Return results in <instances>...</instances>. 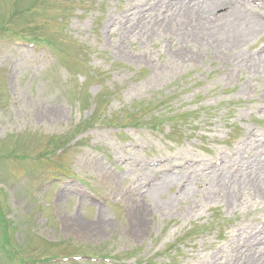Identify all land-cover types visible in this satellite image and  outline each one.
I'll use <instances>...</instances> for the list:
<instances>
[{
    "label": "rangeland",
    "instance_id": "374dc122",
    "mask_svg": "<svg viewBox=\"0 0 264 264\" xmlns=\"http://www.w3.org/2000/svg\"><path fill=\"white\" fill-rule=\"evenodd\" d=\"M140 1L0 0V264H91L45 262L81 252L111 257L98 264H264L263 237L254 241L244 233L264 217V198L250 186L234 184L236 203L228 206L206 200L208 178L196 181L199 193L191 198L175 193V179L144 208V232L132 229L129 213L153 171H137L147 159L170 152L211 158L219 147L230 153L252 120L264 131V108L257 113L264 107L257 55L264 32L227 47L211 31L223 9L193 19L180 13L167 23L164 0L147 19L136 13L134 19L129 6ZM159 19L163 28L150 32ZM143 21L152 27L131 30ZM178 26L199 33L183 40ZM7 34L54 45L45 51L14 47L1 41ZM249 61L259 70H248ZM144 123L149 134L122 130ZM166 126L171 133L152 134ZM125 141L145 145L132 152L135 169L126 174L130 163H118L131 155ZM23 170L32 174L19 180ZM54 170L78 181L50 183ZM136 174L142 177L132 183ZM215 187L219 198L223 191ZM259 187L264 191V180ZM94 192L108 197L98 203L89 194ZM167 199L174 207H165ZM237 227H243L240 235ZM257 250L261 257L253 263Z\"/></svg>",
    "mask_w": 264,
    "mask_h": 264
},
{
    "label": "bare ground",
    "instance_id": "6f19581e",
    "mask_svg": "<svg viewBox=\"0 0 264 264\" xmlns=\"http://www.w3.org/2000/svg\"><path fill=\"white\" fill-rule=\"evenodd\" d=\"M200 1V0H199ZM198 0H193L192 5L188 4L183 1H176L172 2L168 6L169 13L167 14V17L169 16V19L166 18L165 22H170L171 20H174L177 15L180 13H189V16L191 19L195 17V15H205L206 13H211L215 10L218 9H223V19L221 21H217V24H214L212 27L211 31H214V33H218V37L220 40L227 46V47H241L245 43L249 42L251 37H254L258 35L259 33L264 32V21L259 19L252 11L249 9L247 6H244L242 3L239 2V0H203L202 2H199ZM194 13V14H191ZM149 13H144L143 19H147V16ZM122 16V15H120ZM134 19L136 18L135 14L132 13L131 15ZM142 16H138V18H142ZM129 19H131L130 16H128ZM127 17V18H128ZM171 18V19H170ZM214 21V20H213ZM132 22V21H131ZM153 22V21H152ZM145 26H150L152 25L147 23L146 21H143L139 26H133L131 30L134 31L140 28H143ZM164 22L161 21L160 19L156 22V29L150 30V32L155 31V30H160L159 28H163ZM120 29V26L118 27ZM177 34L183 39L186 40L190 36H196L199 32H196L193 30V28L190 26L188 27H177L175 29ZM163 34V33H162ZM161 34V35H162ZM148 36H151V34L148 33ZM139 40L141 39L140 36L138 37ZM123 40H119L117 43V47L122 46ZM259 59L261 60V63H263L264 67V50L263 52L258 53ZM260 68V67H259ZM259 68L256 66V64L252 63V61L248 62L247 69L250 70L251 72H256L259 70ZM264 73V68L261 70ZM264 81V77H263ZM261 85H264L263 82L260 83ZM263 89V86L261 87ZM264 114V113H262ZM250 126L251 127H258V131H261V129L256 124L255 121H251ZM253 132L249 131L248 136L246 140L243 143V146H237V154H240L238 157V162L245 161L248 163L247 165V170L243 171L241 167L236 172H229L230 170L225 167L221 168H215L213 171L210 172V174H206L205 172H201L200 170L204 168H208L206 166L209 163H204L201 168L198 169V174L197 169L192 168L191 170H187L186 174L189 176L187 177L188 185L184 187V193L186 194V197H192L193 195H196L199 193L198 188L195 186L194 181L195 179L199 178H208L206 181V184L203 186L206 188L205 190V198L208 202L214 201L216 199L223 201L226 205L228 206H234L236 201L234 200L233 196V186L234 184L240 185L241 187H247L250 186V190H254V193L256 194L255 197L259 199L264 198V191L260 189L259 187V182L261 180H264V158H262V155H264V144L260 142V138L264 136V131L257 133V137L259 138V141L254 142L252 140ZM251 138V139H250ZM250 139V140H249ZM220 153V150L217 149L215 154ZM244 153H248V157H244ZM235 153L232 152V159H235L237 162V158L234 157ZM242 166V164H241ZM251 167V168H250ZM149 169L147 166L142 165L141 168H138V171H143ZM134 171V168L131 165L127 166V171L126 173H131ZM239 173V174H238ZM185 174V173H184ZM193 177H191V175ZM118 176V175H117ZM183 176V173L179 170L172 171L170 173H165L161 176H159L156 181H154L149 188H146V193L145 194H140V198L137 201V204L135 206V209L132 210L129 215H130V221L132 225V229H136L139 232H144L146 225H147V219L145 218V213H144V208L149 204L154 201H157L162 194L165 192V190H169L172 186V183L174 182L175 179L178 180L179 177ZM212 176V178L210 177ZM119 177V176H118ZM227 179L226 181V186L223 185L224 180ZM176 180V181H177ZM193 180V181H192ZM176 183V182H175ZM221 191H223V195H219L220 197L217 198L216 193L214 194L213 191L211 190L214 185ZM215 187V188H216ZM214 188V191H215ZM220 194V193H219ZM260 202V201H259ZM165 207L171 206L172 202L170 200H165ZM190 205V210L192 209L191 204ZM260 205L264 207V205L260 202ZM74 223H78V218H73L72 219ZM255 220V219H253ZM243 227H237V230H242ZM256 240V238H255ZM229 247V246H228ZM260 253V252H259ZM261 257V254H255L251 257V262H257ZM211 258V257H210ZM211 261V260H210ZM213 261L215 263L218 262L217 260V255H215ZM210 262H208L209 264ZM227 263V260L225 264ZM218 264H222L221 262H218Z\"/></svg>",
    "mask_w": 264,
    "mask_h": 264
}]
</instances>
